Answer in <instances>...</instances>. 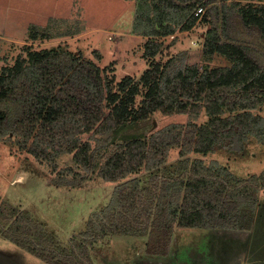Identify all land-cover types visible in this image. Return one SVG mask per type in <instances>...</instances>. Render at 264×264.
Returning <instances> with one entry per match:
<instances>
[{
    "label": "trees",
    "instance_id": "trees-1",
    "mask_svg": "<svg viewBox=\"0 0 264 264\" xmlns=\"http://www.w3.org/2000/svg\"><path fill=\"white\" fill-rule=\"evenodd\" d=\"M135 1L132 33L147 37L142 57L148 61L137 78L117 80L106 66L64 44L29 47L0 67V140L13 138L19 150L53 166L59 154H71L82 171L59 177L61 184L81 187L96 174L115 185L109 201L67 243L0 195V236L47 264H93L91 247L116 236L142 237L148 255L166 256L176 228L249 230L264 205V169L240 176L197 155L218 149L239 155L249 143L264 144V0ZM199 6L206 7L199 20L207 26L203 63H187L184 52L157 59L159 37L192 28ZM57 20L31 25L28 38L81 29L77 21L61 29ZM216 56L227 63L211 65ZM155 112L187 114L188 120L125 139L97 156L121 128ZM173 147L179 158L166 164ZM142 171L148 176L140 178ZM254 252L239 264H264L262 250Z\"/></svg>",
    "mask_w": 264,
    "mask_h": 264
},
{
    "label": "rangeland",
    "instance_id": "rangeland-1",
    "mask_svg": "<svg viewBox=\"0 0 264 264\" xmlns=\"http://www.w3.org/2000/svg\"><path fill=\"white\" fill-rule=\"evenodd\" d=\"M135 6V0H0V67L12 63L20 54L24 56L29 47L39 50L64 44L72 51L80 50L99 66H106L108 75L114 74L117 80L129 72L137 78L148 61L141 68L137 65L143 53L141 45L147 37L140 38L132 33ZM202 7L205 11L206 7ZM201 16L198 17L200 24L190 31L159 37L161 50L156 58L164 61L184 52L187 63H203L202 35L207 26L199 21ZM50 18L58 19L56 27L61 29L75 21L79 22L81 29L77 34L48 40L32 41L28 38L31 25L44 26ZM210 63L223 65L227 60L216 56ZM140 97L136 96L137 101ZM187 120V114L162 115L155 112L144 123L121 128L113 136L111 144L96 154L101 158L120 141L131 137L146 138L152 131L170 123L185 124ZM12 139L0 140V195L12 204L25 208L60 242L67 243L72 235L85 228L91 212L109 201L115 185L101 181L96 174H91L81 187L61 184L59 177L71 179L82 171L71 154H59L53 166L52 162L36 158L26 150H19ZM197 155L206 163L216 160L240 176L259 173L264 169V144L255 141L249 143L247 150L239 155H230L222 149L205 156ZM178 156L179 149L171 148L166 164L173 163ZM137 175L140 178L148 176L144 171ZM260 208L253 228L249 230L176 228L166 256L148 255L142 237L104 239L91 247L93 264H188V258L192 261L189 264L203 258L208 259L207 264H237L235 256L238 257V252L242 261L246 256H251V259L256 257L255 250H262L261 255H264V205L261 204ZM223 240L229 243V248ZM233 247L235 249L229 255ZM0 264L47 263L0 236Z\"/></svg>",
    "mask_w": 264,
    "mask_h": 264
},
{
    "label": "crops",
    "instance_id": "crops-1",
    "mask_svg": "<svg viewBox=\"0 0 264 264\" xmlns=\"http://www.w3.org/2000/svg\"><path fill=\"white\" fill-rule=\"evenodd\" d=\"M197 24H200V23L197 22L192 28H190L189 30H185L184 32H186V31H190L191 29L195 28V26H196ZM134 36H136V34H134ZM137 36H139L140 38H143V37L146 38L145 36H140V35H137ZM143 40H144V39H143ZM143 43H144V42H143ZM141 48H143V44L141 45ZM146 61H147L146 58L142 57V55H141V57L139 58V62H138V64H137L138 67L141 68L143 65H146ZM147 66H148V65H147ZM147 66H146V67H147ZM146 67H145V68H146ZM145 68H144V69H145ZM144 69H143V70H144ZM125 74H126V73H125ZM126 75L133 76L132 73H130V72L127 73ZM251 227H252V226H251ZM251 227H250V229H251ZM246 230H247V229H246ZM228 241H229V240H228ZM231 242H232V240H231ZM230 254H231V253H229V255H230ZM236 257H237V256H236ZM237 258H238V260H236V261H237V264H239V263L241 262V260H242V258L240 257L239 252H238V257H237Z\"/></svg>",
    "mask_w": 264,
    "mask_h": 264
},
{
    "label": "built area",
    "instance_id": "built-area-1",
    "mask_svg": "<svg viewBox=\"0 0 264 264\" xmlns=\"http://www.w3.org/2000/svg\"><path fill=\"white\" fill-rule=\"evenodd\" d=\"M203 12H204V8L202 6H199L195 9L194 14H195V16L199 17L203 14Z\"/></svg>",
    "mask_w": 264,
    "mask_h": 264
}]
</instances>
